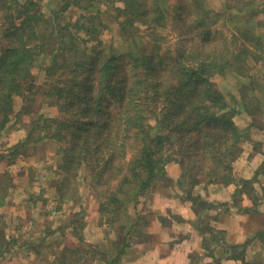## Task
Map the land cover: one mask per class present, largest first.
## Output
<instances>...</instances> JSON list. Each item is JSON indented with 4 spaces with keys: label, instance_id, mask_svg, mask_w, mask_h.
<instances>
[{
    "label": "trees",
    "instance_id": "trees-1",
    "mask_svg": "<svg viewBox=\"0 0 264 264\" xmlns=\"http://www.w3.org/2000/svg\"><path fill=\"white\" fill-rule=\"evenodd\" d=\"M188 1L190 9L184 11L174 5L173 19L183 36L171 48L164 47L157 31H145L136 41L139 35L133 28L136 20L149 29L166 26L168 0H65L51 14L35 9L37 0H0V38L6 42L0 48V135L11 120L16 98L35 87L32 68L42 57L50 62L45 97L58 109L55 116L40 113L30 122L28 137L12 147L10 161L20 153L31 155L23 148L38 132L45 133H39L37 141L46 137L60 141V170L79 175L85 168L83 176L90 177L100 198L99 220L109 228L104 239L112 240L116 248L108 264L118 263L132 239L144 235L139 206L146 196L150 199L149 189L169 179L168 162L181 165L178 186L188 188L187 198L209 209L212 205L200 200L194 189L234 180L233 162L249 133V127L241 128L233 119L230 102L214 77L239 65L246 67L247 56L253 54L250 44L264 49L260 16L264 9L258 8L257 0H228L222 12L205 8L203 0ZM103 4L117 11L115 19L127 36L125 49L116 50L100 40ZM73 5L82 10L80 17L72 23L60 18L59 11ZM187 11L190 21L185 13L178 16ZM223 15L233 22L239 15L247 19L248 26H240L238 20L237 30L234 27L233 41L243 40L238 51H231L226 40L214 43L208 38ZM145 37L152 40L142 44ZM251 85L252 92L257 91L255 83ZM258 88L264 92V85ZM258 100L264 106V98ZM247 107L252 114L263 111ZM132 150V162L127 164ZM64 180L68 182L67 177ZM242 182L245 188L251 183ZM84 214V210L74 214L73 232L78 223L85 228L80 219ZM99 248L93 245L87 253L104 256ZM79 249L64 247L62 264H74Z\"/></svg>",
    "mask_w": 264,
    "mask_h": 264
},
{
    "label": "rangeland",
    "instance_id": "rangeland-1",
    "mask_svg": "<svg viewBox=\"0 0 264 264\" xmlns=\"http://www.w3.org/2000/svg\"><path fill=\"white\" fill-rule=\"evenodd\" d=\"M37 1L38 5L35 9L46 14H51L53 9L57 10L65 3V0ZM168 1L169 6L167 7L171 11L167 17V23L164 24L166 26L157 25V30L149 29L141 21L136 20L133 27L136 28V35H139L135 39L136 41L140 42V36L141 34L145 36V31H157L162 37L164 47L175 48L179 45L183 31L180 29L181 25L174 22L173 15L176 10L174 5L178 9L182 7L184 11V8L190 9L191 4L188 0ZM203 1L205 2V8L218 12L224 11L228 2V0ZM255 4L260 10L264 9V0H257ZM101 7L103 11L100 15L104 27H102L103 32L100 40L105 46L110 45L116 50L120 47L125 49L127 43L125 37L127 36L121 29L120 23L115 19L117 11L114 8L109 9L106 4L101 5ZM81 13L82 10L73 5L66 11H59V16L60 18L65 16L66 21L72 23L80 17ZM226 13L228 15L227 11ZM183 14L187 17V21L191 20L189 11L180 12L178 16L180 17ZM260 16L263 18L264 13H261ZM238 20H240V26H248L247 19L243 16L239 15ZM237 21L233 22L227 16H221L219 22L212 27L208 37L209 40L214 43L226 40L231 43V51H238L243 40L233 41L232 39ZM196 31L199 32L200 30L197 29ZM141 40L143 41L142 44L148 43L152 40V37L151 39L145 37ZM2 43L6 44L4 37L0 38V48ZM128 44H130L129 41ZM90 45H95V43L90 42ZM132 46H134V42ZM255 48L258 49V47L249 45V49L253 54L247 56L248 59L244 62L246 67L239 65L238 68H230L221 75L214 77L220 91L226 94L230 102L229 109L232 110L233 119L241 128L249 127V133L245 135L247 138L242 143L241 153L249 145L248 142L251 141L252 137L263 139V134L257 136V133L264 129V106L258 100V98H264V92L258 88L260 84L264 85V49L260 51ZM255 54L260 58L255 59ZM49 63L48 58L45 57L36 62L32 68L35 87L26 92L24 96L16 98L15 110L12 113L11 120L2 135H0V180H2L0 197H4V199H0V264H62L61 252L64 247L80 248V251L75 253L78 258L74 260V264H108L107 260L113 258L116 248L112 240L104 239L109 228L104 224L101 225L99 220L100 198L96 194V189L91 186L90 177L87 180L84 178L85 168L80 171L79 175H66L60 170V141L47 137L43 141H37L39 133H45L44 131L38 132L26 144V148H23L25 149L23 151H27L26 153L31 155L25 156V154L20 153L14 161H10L9 153H13L12 147L28 137L30 122L37 118L40 113L49 116L58 114L57 107L50 105V99L45 97V90L49 81L47 75ZM252 83H255L257 91L252 92ZM244 105L252 110L260 107L263 111L260 114H252L249 110L244 109ZM253 121L258 126L252 124ZM244 145L246 146L244 147ZM133 156L134 152L132 150L126 157L127 164L132 162ZM171 163L179 164L175 160L167 163L166 174L168 178L167 167ZM179 166L181 168L180 164ZM65 177L68 178L70 186L64 180ZM60 183H63V185H60ZM5 186H8L7 192L1 190V187ZM63 186L64 190L61 193L59 187L63 188ZM168 189L172 190L169 179L158 182L152 190L149 189L148 191L150 199H147L148 196H146L139 208L143 209V212H150L151 196L156 192ZM181 190L183 197H187L188 188ZM199 208L202 213L207 210L204 205L199 204ZM81 210H84L85 213L83 217H80V219H84L85 228L78 223L77 229H75L76 232H73V224L71 225L70 222L77 218L74 214ZM112 237H114V234H112ZM97 244L105 254L104 256L87 253L88 250L93 249V245ZM7 247L11 248L8 254L6 253ZM64 264L66 263L64 262Z\"/></svg>",
    "mask_w": 264,
    "mask_h": 264
},
{
    "label": "crops",
    "instance_id": "crops-1",
    "mask_svg": "<svg viewBox=\"0 0 264 264\" xmlns=\"http://www.w3.org/2000/svg\"><path fill=\"white\" fill-rule=\"evenodd\" d=\"M261 131L264 129L257 136L262 133L263 139L250 138L249 145H244L246 149L234 160L232 182L194 189L200 200L212 205L207 213H201L198 203L183 197L177 186L182 169L179 164H169L172 190L151 196V211L140 216L139 228L144 235L134 237L132 246L115 264H264ZM242 180L251 183L245 188Z\"/></svg>",
    "mask_w": 264,
    "mask_h": 264
}]
</instances>
